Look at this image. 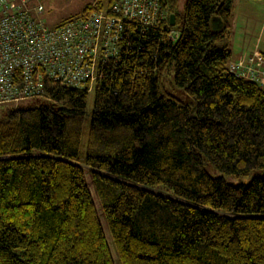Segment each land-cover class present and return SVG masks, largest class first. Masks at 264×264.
<instances>
[{"label":"trees","instance_id":"obj_1","mask_svg":"<svg viewBox=\"0 0 264 264\" xmlns=\"http://www.w3.org/2000/svg\"><path fill=\"white\" fill-rule=\"evenodd\" d=\"M161 3L167 22L128 26L94 84L83 157L86 89L46 80V104L0 120V264H114L85 174L120 264H264V175L227 180L264 171V86L229 69L233 0H186L182 22Z\"/></svg>","mask_w":264,"mask_h":264},{"label":"built area","instance_id":"obj_2","mask_svg":"<svg viewBox=\"0 0 264 264\" xmlns=\"http://www.w3.org/2000/svg\"><path fill=\"white\" fill-rule=\"evenodd\" d=\"M34 12H42L40 4L31 8L28 0H0V104L48 100L46 80L89 91L127 50L128 26L144 33L168 19L161 0H115L108 9L93 7L54 28ZM229 69L264 86L261 55L232 62Z\"/></svg>","mask_w":264,"mask_h":264},{"label":"rangeland","instance_id":"obj_3","mask_svg":"<svg viewBox=\"0 0 264 264\" xmlns=\"http://www.w3.org/2000/svg\"><path fill=\"white\" fill-rule=\"evenodd\" d=\"M108 0H28L31 8L41 5V13H33L37 20H41L48 28H54L66 22L70 18H74L83 14L84 10L98 2L106 8ZM186 0H177L176 14L182 22L184 7ZM181 22L175 28L179 29ZM228 47L231 52V60L238 61L242 58H250L253 55L264 54V0H233ZM94 86V85H93ZM88 91L87 114L85 116L84 134L82 137L81 156L85 154L86 132L91 121V112L94 100V87ZM165 90L171 95L177 97L186 104L191 103V99L184 92L183 88L172 85V76H166L164 82ZM47 103L46 99L37 98L19 103L0 104V120L7 116L8 110L16 108H33ZM213 175H218L213 169L210 170ZM264 175V171H253L248 176L240 178L227 179L234 185H246L254 177ZM88 188L95 204L101 228L104 234L105 242L108 246L109 253L114 264H120L107 223L102 213V209L96 197L95 191L89 181L88 174H85Z\"/></svg>","mask_w":264,"mask_h":264},{"label":"water","instance_id":"obj_4","mask_svg":"<svg viewBox=\"0 0 264 264\" xmlns=\"http://www.w3.org/2000/svg\"><path fill=\"white\" fill-rule=\"evenodd\" d=\"M169 23L171 26H173L175 24V15L171 14L169 16Z\"/></svg>","mask_w":264,"mask_h":264}]
</instances>
